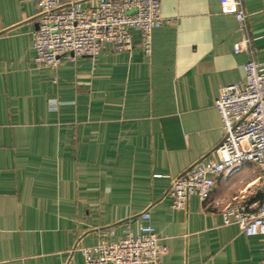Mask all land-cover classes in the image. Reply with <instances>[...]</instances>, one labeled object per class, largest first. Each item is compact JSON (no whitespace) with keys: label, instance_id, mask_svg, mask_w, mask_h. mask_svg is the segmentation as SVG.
<instances>
[{"label":"crops","instance_id":"0c3cea01","mask_svg":"<svg viewBox=\"0 0 264 264\" xmlns=\"http://www.w3.org/2000/svg\"><path fill=\"white\" fill-rule=\"evenodd\" d=\"M68 1V0H66ZM151 53L112 43L95 57L37 64L38 0H0V264H83L79 248L155 228L162 264H263L264 237L223 224L224 204L261 198L246 163L215 178L186 209L166 195L174 177L223 138L215 106L244 75L249 52L221 0H160ZM253 57L264 62V0H246ZM149 211L145 219L138 215Z\"/></svg>","mask_w":264,"mask_h":264},{"label":"built area","instance_id":"2783aa9c","mask_svg":"<svg viewBox=\"0 0 264 264\" xmlns=\"http://www.w3.org/2000/svg\"><path fill=\"white\" fill-rule=\"evenodd\" d=\"M245 1L221 0L223 10L234 14L241 33L235 52L251 55L244 64L243 78L223 86L215 101L222 118V141L174 177L166 195L173 208L186 209L193 195L203 201L210 198L216 176L229 178L246 163L255 164L260 200L252 203L239 192L224 204L221 214L223 224H236L247 236L264 237V62L253 57L254 38L248 29ZM173 20L162 15L160 0H38L34 61L56 67L64 56L95 58L106 43H112L117 51H130L134 47L133 29L141 32L144 52L150 54L154 29ZM138 216L147 219L150 213ZM79 250L83 264H162L166 248L155 228L143 225L136 235L114 242L102 240Z\"/></svg>","mask_w":264,"mask_h":264}]
</instances>
